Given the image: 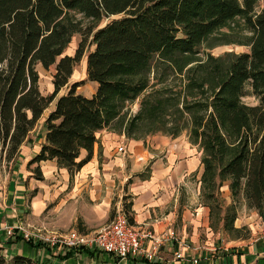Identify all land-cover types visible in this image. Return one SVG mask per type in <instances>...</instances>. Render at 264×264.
Masks as SVG:
<instances>
[{"label": "trees", "instance_id": "trees-1", "mask_svg": "<svg viewBox=\"0 0 264 264\" xmlns=\"http://www.w3.org/2000/svg\"><path fill=\"white\" fill-rule=\"evenodd\" d=\"M258 1L0 0V158L15 160L20 145L51 106L43 123L44 141L29 163L54 159L73 174L90 159L96 133L119 118L125 101L136 99L146 88L145 74L155 56L168 63L176 58L191 62L199 45L239 18L251 33L249 51L214 59V76L203 78L211 87L210 101L195 103L211 111L191 118L189 135L202 149L201 183L214 187L229 180L231 195L241 194L264 218V7L257 9ZM71 13L94 24L85 27ZM109 16L117 17L96 23ZM76 33L82 36L78 47L73 55L64 54ZM87 38L94 47L86 55V79L96 83L89 96L76 91L82 80L69 84ZM37 63L44 68L55 64L48 95L39 89ZM173 64L182 70L176 61ZM247 86L256 104L242 100ZM63 87L67 91L59 94ZM168 101L160 96L145 105L164 107ZM138 114L130 122H136ZM82 149L86 154L79 158ZM34 170L39 178V167ZM147 171L148 167L140 176ZM122 207L132 222L128 205ZM235 218L236 207L230 204L222 228L237 238ZM2 249L0 264H39L22 254L9 257Z\"/></svg>", "mask_w": 264, "mask_h": 264}, {"label": "crops", "instance_id": "crops-1", "mask_svg": "<svg viewBox=\"0 0 264 264\" xmlns=\"http://www.w3.org/2000/svg\"><path fill=\"white\" fill-rule=\"evenodd\" d=\"M91 84L88 96L96 86ZM46 115L43 112L38 121L43 118L44 123ZM44 134L45 130L33 140L27 135L10 163L0 203V247L7 256L22 254L39 264H192L194 258L198 264H264V218L251 212L247 239L225 236L222 218L213 220L200 195L202 149L188 132L140 139L104 127L96 133L90 159L73 174L54 159L29 163ZM119 146L124 151H118ZM85 154L82 149L79 158ZM36 166L39 178L33 173ZM147 167L146 175L140 176ZM122 203L128 205L131 223L138 229L157 235L175 232L153 261L118 258L97 249L72 250L64 256L67 249L31 245L19 229L12 237L4 230L5 225H20L41 232H92L107 225ZM236 220L234 226L239 228L242 220ZM176 251L183 256L175 258Z\"/></svg>", "mask_w": 264, "mask_h": 264}, {"label": "rangeland", "instance_id": "rangeland-1", "mask_svg": "<svg viewBox=\"0 0 264 264\" xmlns=\"http://www.w3.org/2000/svg\"><path fill=\"white\" fill-rule=\"evenodd\" d=\"M262 7H264V0H259L257 9ZM70 16L83 22L85 27L94 24L93 20L85 19L80 14L71 13ZM114 17L117 16H109L96 23L103 25ZM250 35L251 33L245 28L241 19L236 18L230 21L225 27L213 33L197 47V52L194 54L191 62H186L183 58H176L174 60L178 63L179 67H182L181 71L175 67L174 61L169 62V64L158 55L155 56L151 60L150 68L145 74L147 79L146 88L136 99L125 101L119 118L111 121L106 128L125 131V135L140 139L152 134L173 135V132L176 131H179V133H189L191 118L193 119L196 115H207L211 111V108H200L195 103L204 105L205 102L208 103L210 101L209 96L212 92L209 88L211 87L205 83L203 78L214 76L212 74L215 68L214 59L218 56H223L225 53L249 51L250 47L247 42ZM81 39L82 36L80 34H74L65 48L64 54L73 55ZM232 39L237 42H228ZM89 41L90 38H87V47L84 55L74 65L69 80V84L73 81L82 80V84L76 88V91L84 95L90 94L92 91V84L86 79V55L94 47L93 45H89ZM35 69L38 74L39 89L43 95H48L53 89L52 78L55 72V64L44 68L37 63L35 64ZM202 81H204L203 85ZM66 91L67 87H63L59 91V94H63ZM160 96L169 99L164 107H147L148 103H154ZM242 100L247 104H256L258 102L257 98L251 93L249 86L246 87ZM186 104L192 105V108H186ZM50 109L51 106L44 110L45 115ZM136 114L139 115L136 118V122H130V119ZM41 119L40 122H36L30 133H28L29 139H38L41 132L45 130ZM3 156L0 158V203L3 200L6 179L9 175L10 163H12V161L7 162ZM33 173L35 176L38 174L34 169ZM200 195L203 196L209 206L214 221H217L220 217L222 218L228 205L234 204L236 207V218L242 220L237 239H247L250 237V223L252 221L250 214L257 210L249 207L241 194L235 198L231 195L229 180H225L219 185L216 184L214 187L205 186V184L201 183ZM225 236L231 239L235 238L226 231ZM3 253L5 254V252Z\"/></svg>", "mask_w": 264, "mask_h": 264}, {"label": "built area", "instance_id": "built-area-1", "mask_svg": "<svg viewBox=\"0 0 264 264\" xmlns=\"http://www.w3.org/2000/svg\"><path fill=\"white\" fill-rule=\"evenodd\" d=\"M117 150L124 151V147L119 146ZM15 229L20 230V235L25 241L40 242L52 249L56 247L76 251L97 249L118 258L141 257L148 261L156 258L163 243L176 237L173 230L157 235L148 230L138 229L129 222L122 206L115 209L107 225L92 232H83L78 229H69L65 232H41L32 231L20 225L4 226L5 233L9 237L14 235ZM147 241H149L148 245ZM174 256L181 258L183 255L180 251H176ZM192 264H198V259H192Z\"/></svg>", "mask_w": 264, "mask_h": 264}]
</instances>
